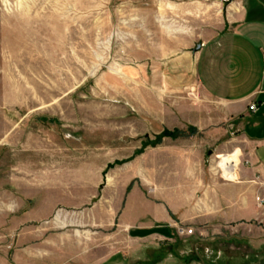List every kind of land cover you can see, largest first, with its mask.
<instances>
[{"label": "rangeland", "instance_id": "rangeland-1", "mask_svg": "<svg viewBox=\"0 0 264 264\" xmlns=\"http://www.w3.org/2000/svg\"><path fill=\"white\" fill-rule=\"evenodd\" d=\"M214 1L0 0V264H76L122 240L93 207L123 200L124 166L146 148L189 135L198 97L161 65L194 47ZM220 240L180 246L211 256ZM36 251L52 257L24 261Z\"/></svg>", "mask_w": 264, "mask_h": 264}, {"label": "crops", "instance_id": "crops-1", "mask_svg": "<svg viewBox=\"0 0 264 264\" xmlns=\"http://www.w3.org/2000/svg\"><path fill=\"white\" fill-rule=\"evenodd\" d=\"M210 5L209 27L194 37L199 50L184 48L161 65L168 84L198 97L179 121L189 135L164 137L125 164L123 200L93 207L106 214L93 222L122 240L97 256L76 251V264H264V0ZM179 227L193 228L205 247L221 239L220 248L188 257L180 239L189 235ZM241 238L247 248L233 243ZM47 256L36 251L24 261Z\"/></svg>", "mask_w": 264, "mask_h": 264}, {"label": "built area", "instance_id": "built-area-1", "mask_svg": "<svg viewBox=\"0 0 264 264\" xmlns=\"http://www.w3.org/2000/svg\"><path fill=\"white\" fill-rule=\"evenodd\" d=\"M215 1H222V2H226V1H229V0H215ZM263 69H264V58H263ZM255 107V105L253 103H251L248 108L249 110H253ZM178 233L179 234H184V235H190L193 233V228L191 227H179L178 228Z\"/></svg>", "mask_w": 264, "mask_h": 264}, {"label": "trees", "instance_id": "trees-1", "mask_svg": "<svg viewBox=\"0 0 264 264\" xmlns=\"http://www.w3.org/2000/svg\"><path fill=\"white\" fill-rule=\"evenodd\" d=\"M188 133H190V132H188ZM163 134H170V135H173V136H175V135H183V131H180V130H174V131H171V132H163Z\"/></svg>", "mask_w": 264, "mask_h": 264}, {"label": "water", "instance_id": "water-1", "mask_svg": "<svg viewBox=\"0 0 264 264\" xmlns=\"http://www.w3.org/2000/svg\"><path fill=\"white\" fill-rule=\"evenodd\" d=\"M199 48H200V43H196L195 46L192 48V51L195 52L199 50Z\"/></svg>", "mask_w": 264, "mask_h": 264}]
</instances>
